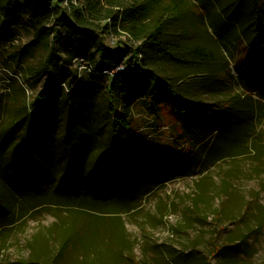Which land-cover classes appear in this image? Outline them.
<instances>
[{
	"label": "rangeland",
	"instance_id": "rangeland-1",
	"mask_svg": "<svg viewBox=\"0 0 264 264\" xmlns=\"http://www.w3.org/2000/svg\"><path fill=\"white\" fill-rule=\"evenodd\" d=\"M227 1L155 0L142 21L150 28L164 22L161 37L167 46L199 44L209 54L201 64L162 67L158 73L191 88L202 104H227L233 117L226 133L194 137L193 148L190 140L177 138L176 121L160 105L161 123L134 111L133 133L140 136L139 144L130 137L135 151L145 158L185 159L195 150L193 159L164 178L107 197L76 190L72 183L57 187L60 171L49 166L38 189L34 180L15 186L6 181L0 264H264V55H251L250 26H236L222 15ZM177 6L180 15L173 11ZM69 8L70 0L51 1L46 26L51 33L42 47L32 44L36 30L28 12L20 11L11 26L0 15V132L24 118L43 90L50 46L52 63L65 65L66 43L59 41L63 30L55 21L68 17ZM97 32L109 50L124 51L123 61L136 62L138 43ZM194 67L203 73H193ZM18 129L15 143L24 126ZM3 157L0 148V180L8 172Z\"/></svg>",
	"mask_w": 264,
	"mask_h": 264
},
{
	"label": "trees",
	"instance_id": "trees-1",
	"mask_svg": "<svg viewBox=\"0 0 264 264\" xmlns=\"http://www.w3.org/2000/svg\"><path fill=\"white\" fill-rule=\"evenodd\" d=\"M51 1L0 0V15L11 26L21 15L20 11L28 12L36 30L32 44L42 47L49 42L51 33L46 27L52 17ZM154 2L128 5L122 0H70L69 16L55 21L63 30L59 41L66 43L65 65L52 63L53 46H50L43 62L48 75L43 90L36 102L27 106L29 110L24 118L15 120L11 127L0 132L3 163L8 169L6 180H0V203L4 209L8 205L2 192L6 181L15 186L23 179L30 183L34 180L32 184L38 189L43 168L48 166L60 171L57 187L72 183L76 190L107 197L114 192L126 194L140 183L164 178L182 165V161L193 159L195 150L190 156H183L185 159L171 154L165 159L145 158L139 149L135 151L130 137L139 144L140 136L133 133L136 127L134 111L161 123L163 118L156 108L164 106L163 112L177 123V138L190 140L193 148L196 145L194 137L204 138L218 131L226 133L233 117L227 104L214 107L202 104L191 88L178 82L174 84L158 73L162 67L201 64L209 54L199 44L167 46L161 37L164 22L157 20L152 28L142 22ZM178 8L173 7L175 15L181 14ZM222 15L236 26L251 27V55L258 53L262 58L264 0H229L222 8ZM97 29L105 35L127 36L139 44L138 54L142 56L138 58L137 55L134 67L124 76L117 75L110 81L103 76L76 77L72 70L75 58L89 60L100 69L114 67L123 61L124 51L105 47L98 38ZM146 45L152 55L149 64L145 59ZM89 48L94 52L88 53ZM262 68L264 71V61ZM193 70V73H203L197 67ZM156 94H160V98L156 99ZM20 125L24 129L20 141L15 143ZM31 159L36 161L35 165Z\"/></svg>",
	"mask_w": 264,
	"mask_h": 264
},
{
	"label": "built area",
	"instance_id": "built-area-1",
	"mask_svg": "<svg viewBox=\"0 0 264 264\" xmlns=\"http://www.w3.org/2000/svg\"><path fill=\"white\" fill-rule=\"evenodd\" d=\"M141 54H138V58H141ZM129 65V66H127ZM135 62L127 63L125 61L120 62L111 68L100 69L97 68L94 63L84 58H75L72 61V70L76 74L78 79L83 77H106L109 81L117 75L124 76L127 71L134 67Z\"/></svg>",
	"mask_w": 264,
	"mask_h": 264
}]
</instances>
